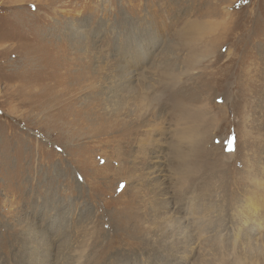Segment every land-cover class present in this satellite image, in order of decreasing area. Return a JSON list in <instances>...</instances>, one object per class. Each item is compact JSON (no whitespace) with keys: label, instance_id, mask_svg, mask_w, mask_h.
<instances>
[{"label":"rangeland","instance_id":"obj_1","mask_svg":"<svg viewBox=\"0 0 264 264\" xmlns=\"http://www.w3.org/2000/svg\"><path fill=\"white\" fill-rule=\"evenodd\" d=\"M263 212L264 0H0V264H264Z\"/></svg>","mask_w":264,"mask_h":264},{"label":"bare ground","instance_id":"obj_2","mask_svg":"<svg viewBox=\"0 0 264 264\" xmlns=\"http://www.w3.org/2000/svg\"><path fill=\"white\" fill-rule=\"evenodd\" d=\"M196 36V35H195ZM174 79H175V77H174ZM127 80V79H126ZM131 80V79H130ZM129 82V81H128ZM128 82L126 83V84H128ZM150 83V82H149ZM173 83H175V82H173ZM130 85V84H129ZM129 85H125V87H129V92L130 91H132V89L130 88V86ZM155 88V87H154ZM146 89H148V88H146ZM134 91H135V89H134ZM138 91V90H137ZM137 91H135V92H137ZM166 91V90H165ZM150 92H152V91H150ZM146 93V92H145ZM148 93V92H147ZM146 93V94H147ZM153 94V93H152ZM180 94V93H179ZM149 95V94H148ZM174 96H176V95H174ZM177 96H179V95H177ZM144 97H146L145 95H144ZM148 97V96H147ZM166 97V96H165ZM181 97V96H180ZM130 98H132V97H130ZM134 98V97H133ZM143 98V97H142ZM161 98V97H160ZM173 98V97H172ZM136 99V98H135ZM144 99V98H143ZM167 100V99H166ZM129 101V100H128ZM147 101V100H146ZM146 101H145V103H146ZM161 101V100H160ZM132 102H133V100H132ZM149 102H150V100H149ZM186 102H184V101H179V97H178V100H177V102L174 104V105H176L181 111H183V112H179L180 113V115L179 116H175V119H176V121L178 122L177 124L179 125V127H180V131H179V137H180V139L183 141V139L184 140H189L188 142L189 143H193L195 146H196V144L194 143V141H193V139L192 138H194V139H196V141H197V143H198V145H200V137L201 136H199V134H197L198 133V131H199V128H201L202 127V108H199V107H197V109H195L191 114H190V112L188 111V109L187 108H190V106H188V105H186L185 104ZM202 104V103H201ZM131 105V104H130ZM141 105V104H140ZM139 105V106H140ZM135 106V105H134ZM136 106H137V104H136ZM135 106V107H136ZM142 106H144L143 104H142ZM147 106H148V104H147ZM172 107V106H171ZM140 108H141V106H140ZM144 108V107H143ZM166 108V107H165ZM173 108V107H172ZM171 108V109H172ZM131 109H132V107H131ZM136 109V108H135ZM179 110V111H180ZM183 113V114H182ZM174 119V120H175ZM110 121V120H109ZM116 121V120H115ZM141 121V120H140ZM114 126V125H113ZM116 126V125H115ZM113 128V127H112ZM115 128V127H114ZM116 129H118V128H116ZM202 129V128H201ZM176 131V130H175ZM200 133V132H199ZM213 136V135H212ZM176 137V136H175ZM174 137V138H175ZM177 139H179V138H177ZM124 141V140H123ZM125 142H127V140L125 141ZM186 142V141H185ZM182 143V142H181ZM173 144V143H172ZM213 145V144H212ZM175 146V145H174ZM187 146H188V144H187ZM215 146V145H214ZM181 147H183V146H181ZM180 146H179V144L178 145H176L175 146V152H176V157H177V159H179L182 163H186V161H187V153L181 148ZM201 148H203V147H201ZM212 148V147H211ZM215 148H216V146H215ZM213 149V148H212ZM189 150V149H188ZM236 150V149H235ZM238 152V151H237ZM231 153V152H230ZM236 153V152H235ZM234 153V154H235ZM233 154V155H234ZM231 156V155H230ZM172 157V156H171ZM228 157V156H227ZM179 168V167H178ZM179 171V170H178ZM185 171V170H184ZM183 172V171H182ZM181 172V173H182ZM183 174H184V172H183ZM186 174H187V172H186ZM190 174V173H189ZM187 176V175H186ZM252 200V199H251ZM253 203V202H252ZM255 204V203H254ZM256 205H258V203L256 202ZM252 207H254V206H252ZM249 208V207H248ZM255 208V207H254ZM253 209V208H252ZM250 210H251V208H250ZM249 210V211H250ZM248 211V210H247ZM255 211H256V208H255ZM264 213V212H263ZM255 217V216H254ZM256 217H258V216H256ZM248 220H252V217H250ZM247 220V221H248ZM246 221V222H247ZM253 221V223H254V221L255 220H252ZM259 225H261V224H259ZM263 226V225H262ZM263 227H261V226H259V228L257 229V230H261ZM264 230V229H263ZM262 232V231H261Z\"/></svg>","mask_w":264,"mask_h":264}]
</instances>
